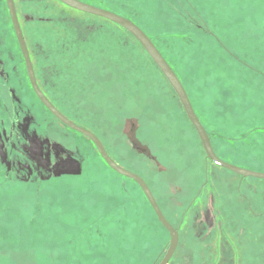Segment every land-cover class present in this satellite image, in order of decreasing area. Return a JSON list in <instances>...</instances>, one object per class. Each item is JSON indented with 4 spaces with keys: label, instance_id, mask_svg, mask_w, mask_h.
<instances>
[{
    "label": "rangeland",
    "instance_id": "obj_1",
    "mask_svg": "<svg viewBox=\"0 0 264 264\" xmlns=\"http://www.w3.org/2000/svg\"><path fill=\"white\" fill-rule=\"evenodd\" d=\"M14 1L44 94L144 179L179 232L169 264H264V180L208 162L139 42L58 0ZM79 1L140 27L186 86L217 156L264 173V0H189L207 35L185 31L174 12L191 9L185 0ZM69 158L72 167L60 163ZM169 246L140 188L39 101L0 0V264H157Z\"/></svg>",
    "mask_w": 264,
    "mask_h": 264
},
{
    "label": "water",
    "instance_id": "obj_2",
    "mask_svg": "<svg viewBox=\"0 0 264 264\" xmlns=\"http://www.w3.org/2000/svg\"><path fill=\"white\" fill-rule=\"evenodd\" d=\"M64 5L89 14L93 16H97L103 19H106L126 31H128L145 49V51L148 53V55L151 57V59L154 61V63L158 66V68L161 70L169 84L174 89L175 93L177 94L184 111L195 128L200 141L202 143L203 149L208 157L209 160H211L215 165L224 168L230 172H233L234 174H237L242 177H253L256 179L264 180V173H258L254 171L245 170L236 166H233L231 164H228L224 161H222L217 154L215 153V150L213 148L210 136L208 132L206 131L205 127L203 126L202 122L200 121L199 117L197 116L194 107L192 105V102L189 98V95L182 84L181 80L175 73V71L172 69L170 64L167 62V60L164 58L162 53L159 51L157 46L154 44V42L150 39V37L140 28L138 27L134 22L131 20L124 18L118 14H115L113 12H110L108 10L100 9L91 5H88L86 3H83L79 0H58ZM7 7L10 13L11 21L15 30V34L23 55V58L25 60L26 70L29 78V82L31 84V87L38 97V99L41 101V103L47 108V110L56 118L58 119L63 125L66 127L74 130L75 132H78L86 137H88L92 143L95 145L98 153L102 157V159L107 163V165L114 170L116 173L129 178L133 180L143 193L145 194L149 204L153 208L159 222L161 225L168 231L170 235V246L164 256V258L161 260L159 264H169L172 258L174 257L177 248L179 246L180 242V236L179 232L174 228V226L167 220L165 215L163 214L156 198L154 197L151 189L149 188L148 184L144 181L143 178H141L139 175L132 173L124 168H122L120 165H118L108 154L106 148L104 147L102 141L91 131L77 125L73 121H71L69 118H67L61 111H59L56 106L48 99V97L44 94V92L41 90L37 78L35 69L33 66V62L30 56V52L26 43V40L24 38V34L21 28V24L18 18V13L16 9V4L14 0H6ZM143 153H146V150L141 149Z\"/></svg>",
    "mask_w": 264,
    "mask_h": 264
},
{
    "label": "trees",
    "instance_id": "obj_3",
    "mask_svg": "<svg viewBox=\"0 0 264 264\" xmlns=\"http://www.w3.org/2000/svg\"><path fill=\"white\" fill-rule=\"evenodd\" d=\"M164 1H166V0H164ZM59 2V1H58ZM59 3H61V2H59ZM166 3H168L167 1H166ZM185 3L187 4V6H189L191 9L190 10H186V11H180L179 13L175 10L174 12L177 14V16L183 21V25L185 26V31H191V32H193V33H195V34H197V35H200V34H204V35H207V31L206 30H204L203 28H202V30L200 29V26L197 24L198 22H200V23H202L203 22V20H201L200 21V16H199V13L197 12V10L195 9V7L189 2V0H185ZM61 4H63V3H61ZM191 14H194L197 18H195L196 19V21L197 22H192L191 21V18H190V15ZM194 15H193V17H194ZM91 16H93V15H91ZM97 17V16H96ZM98 18H100V17H98ZM103 19V18H102ZM104 20H106V19H104ZM106 21H108V20H106ZM108 22H110V21H108ZM110 23H112V22H110ZM112 24H114V23H112ZM115 25V24H114ZM117 26V25H116ZM188 28H190V29H188ZM198 30H200L201 31V33L200 34H198L199 33V31ZM127 32V31H126ZM140 44V43H139ZM141 45V44H140ZM142 46V45H141ZM145 50V49H144ZM147 53V52H146ZM148 54V53H147ZM149 56V55H148ZM150 57V56H149ZM150 59H151V57H150ZM151 61L154 63V61L151 59ZM155 64V63H154ZM156 65V64H155ZM156 67H158L157 65H156ZM159 69V68H158ZM159 71L161 72V70L159 69ZM162 73V72H161ZM162 75H163V73H162ZM164 76V75H163ZM164 78H165V76H164ZM166 81H167V79H166ZM168 82V81H167ZM168 84H169V82H168ZM170 85V84H169ZM185 86V85H184ZM170 87L172 88V86L170 85ZM185 88H186V86H185ZM172 90H173V92L175 93V91H174V89L172 88ZM187 90V89H186ZM175 96L177 97V99H178V101H179V103H180V105H181V107L183 108V106H182V104H181V102H180V100H179V98H178V96H177V94L175 93ZM183 110H184V108H183ZM185 112V111H184ZM186 114V113H185ZM187 116V115H186ZM188 118V117H187ZM189 120V119H188ZM190 122V121H189ZM190 124H191V122H190ZM192 125V124H191ZM193 126V125H192ZM204 126V125H203ZM68 128V127H67ZM194 128V127H193ZM68 129H70V128H68ZM206 129V128H205ZM70 130H72V129H70ZM194 130H195V128H194ZM207 130V129H206ZM73 132H75L74 130H72ZM196 131V130H195ZM208 132V131H207ZM75 133H78V132H75ZM197 133V132H196ZM78 134H80V133H78ZM208 134H209V136H210V139H211V142H212V145H213V147H214V150H215V153H216V149H215V146H214V144H213V140H212V135L208 132ZM82 135V134H81ZM198 135V134H197ZM82 136H84V135H82ZM85 138H87L90 142H92L88 137H86V136H84ZM199 137V136H198ZM200 139V138H199ZM204 150V149H203ZM205 152V151H204ZM207 160H208V162L209 163H212V164H214L211 160H209L208 159V157H207ZM215 165V164H214ZM215 166H217V165H215ZM217 167H219V166H217ZM219 168H221V167H219ZM221 169H224V168H221ZM224 170H226V169H224ZM226 171H228V170H226ZM233 173V172H232ZM237 175V174H236ZM128 180H130V181H132L133 183H135L133 180H131V179H129V178H127ZM136 184V183H135ZM136 186H138L139 187V185H137L136 184ZM140 188V187H139ZM140 190H141V188H140ZM142 191V190H141ZM143 192V191H142ZM144 194V193H143ZM144 196H145V194H144ZM145 198H146V196H145ZM146 200H147V198H146ZM147 202H148V200H147ZM148 204H149V202H148ZM149 207H150V209H151V211L153 212V214L155 215V217H156V220L158 221V223L161 225V223L159 222V220H158V218H157V216H156V214H155V212H154V210H153V208L151 207V205L149 204ZM249 209L252 211V212H254L255 210L253 209V207L250 205L249 206ZM163 213H164V211H163ZM165 214V213H164ZM262 218H263V220H264V216H262ZM167 219L170 221V219H169V217H167ZM161 227L163 228V229H165L162 225H161ZM160 262V261H159ZM159 262L157 263V264H159Z\"/></svg>",
    "mask_w": 264,
    "mask_h": 264
},
{
    "label": "snow or ice",
    "instance_id": "obj_4",
    "mask_svg": "<svg viewBox=\"0 0 264 264\" xmlns=\"http://www.w3.org/2000/svg\"><path fill=\"white\" fill-rule=\"evenodd\" d=\"M60 163L66 167H72L75 162L72 161L71 158H69L68 160L60 161Z\"/></svg>",
    "mask_w": 264,
    "mask_h": 264
},
{
    "label": "flooded vegetation",
    "instance_id": "obj_5",
    "mask_svg": "<svg viewBox=\"0 0 264 264\" xmlns=\"http://www.w3.org/2000/svg\"><path fill=\"white\" fill-rule=\"evenodd\" d=\"M27 71V70H26ZM28 75V74H27ZM29 79V78H28ZM42 90V89H41ZM34 92V91H33ZM36 95V94H35ZM38 98V97H37ZM40 101V100H39ZM41 102V101H40ZM57 108V107H56ZM47 109V108H46ZM58 109V108H57ZM59 110V109H58ZM60 111V110H59ZM58 120V119H57ZM59 121V120H58ZM60 122V121H59ZM98 137V136H97Z\"/></svg>",
    "mask_w": 264,
    "mask_h": 264
}]
</instances>
